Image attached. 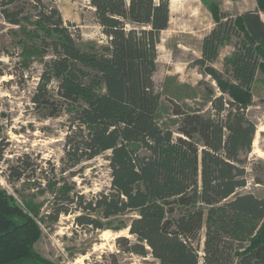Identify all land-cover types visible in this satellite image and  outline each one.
I'll list each match as a JSON object with an SVG mask.
<instances>
[{
    "label": "trees",
    "instance_id": "1",
    "mask_svg": "<svg viewBox=\"0 0 264 264\" xmlns=\"http://www.w3.org/2000/svg\"><path fill=\"white\" fill-rule=\"evenodd\" d=\"M256 3L235 17L208 3L215 26L195 63L208 71L220 48L237 41L223 59L226 78L212 110L174 106L175 135L160 124L153 79L170 0H90L108 44L86 46L54 0H0L4 20L31 23L41 49L53 53L34 102L49 107L56 82L61 101L74 107L65 144L69 168L111 153L112 192L91 199L66 193V204L49 213L52 221L74 204L77 224L104 229L95 213L109 219L131 211L135 240L119 239L128 253L151 254L159 264H264V197L239 191L257 129L247 109L258 73L264 76V0ZM10 170L15 179L25 175L18 165ZM40 236L37 220L0 186V264H56L35 249Z\"/></svg>",
    "mask_w": 264,
    "mask_h": 264
},
{
    "label": "rangeland",
    "instance_id": "2",
    "mask_svg": "<svg viewBox=\"0 0 264 264\" xmlns=\"http://www.w3.org/2000/svg\"><path fill=\"white\" fill-rule=\"evenodd\" d=\"M209 2L217 3L233 17L257 7L256 0H170V21L160 34L153 79L161 96L160 124L174 130L175 135L178 117L173 114L174 106L186 111L212 110L211 99L222 93L219 82L226 78L223 59L234 50L237 41L234 38L220 48L208 71L195 63L201 56L203 37L215 26ZM54 3L81 46L108 44L90 0ZM52 54L41 49L31 23L13 25L0 12V186L37 220L41 236L35 249L56 264H159L151 254L126 252L124 242L119 241L123 237L135 240L129 233L134 212L109 219L95 213L104 229L77 224L74 204L70 205L72 211L60 214L57 221L49 217L54 208L66 204V193L72 198L83 194L91 199L112 192L109 151L69 168L65 144L74 107L61 101L57 83L50 87L49 107L34 102L44 62ZM263 77L258 73L247 109L257 129L252 149L244 155L247 184L239 189L259 197H264ZM24 158L27 163H22ZM17 165L25 173L20 179H15L10 170Z\"/></svg>",
    "mask_w": 264,
    "mask_h": 264
}]
</instances>
